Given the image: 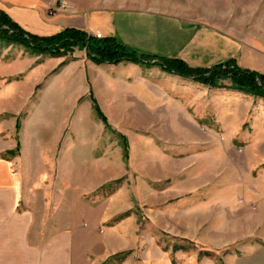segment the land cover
Here are the masks:
<instances>
[{
	"label": "crops",
	"instance_id": "obj_1",
	"mask_svg": "<svg viewBox=\"0 0 264 264\" xmlns=\"http://www.w3.org/2000/svg\"><path fill=\"white\" fill-rule=\"evenodd\" d=\"M56 1L0 0V9L24 29L38 35H52L67 27H76L92 35L113 37L132 51L182 59L196 68H210L233 60L242 68L264 74V38L256 35L242 37L204 22L132 8H78L75 12L48 15V6ZM14 46L17 45L0 40V53ZM1 59L0 55V77L28 71L30 79L35 71L40 74L31 80L36 82L56 72L52 71L54 64L44 71L45 64L66 60L63 69L75 72L78 85L72 107L51 108V115H55L51 120L56 124L57 137L63 146L56 157V172L34 170V162L23 154V148L22 155L14 154L12 151L18 142L12 133L16 123L13 119L0 122V264H103L109 260L108 264H114L117 258L119 264H174L156 244L157 236L139 234L138 225L131 224L133 220L128 217L114 222V216L119 217L128 209L122 188L118 186L113 191L115 176L112 162L106 158V149L100 162H96V156L92 158L93 148L100 144L106 147L111 138L103 136L104 128L96 125L93 118L83 119L76 113L70 125V117L78 99L89 90L85 83L87 75L100 104L110 109L107 113L140 116L137 121L141 122L145 121L143 115L149 114L190 115L188 99L216 97L223 101L226 92L166 72L156 64L145 66L131 61L97 64L82 51L71 57L28 56L20 69L13 72V67ZM13 88V84L0 87V115L15 113L18 108H13L12 100H20L23 107L19 112L26 111L23 125L26 130L28 125L35 124L43 92ZM230 93L249 96L238 91ZM203 109L199 104L196 111L201 113ZM193 121L194 118L186 117L183 121L166 122L168 129L175 124L179 129L188 128ZM20 140L25 146L21 134ZM168 170L160 162L150 176L169 178ZM99 189H109V193L94 196ZM224 211L221 208L220 216L224 217ZM206 213L201 214L196 227L221 228L216 241L207 242L219 245L244 239L238 230L232 229L235 227L232 218L215 225L219 214L211 217ZM225 227H228L227 233ZM231 257L230 264H238ZM240 264H264V248L249 252Z\"/></svg>",
	"mask_w": 264,
	"mask_h": 264
},
{
	"label": "rangeland",
	"instance_id": "obj_2",
	"mask_svg": "<svg viewBox=\"0 0 264 264\" xmlns=\"http://www.w3.org/2000/svg\"><path fill=\"white\" fill-rule=\"evenodd\" d=\"M59 1L48 6V15L75 12L78 8L151 10L204 22L242 37L264 38V0H65L75 8L57 11ZM10 48L0 55L5 64L13 67L12 72L19 70L28 56L71 57L82 51L90 59L88 51L79 47L65 55L36 53L18 45ZM65 62L45 64L44 71L54 64L52 71L56 72L39 82L31 80L40 74L35 71L30 79L27 78L28 71L0 77V87L13 84L16 91L43 92L35 124L28 125L26 130L23 126L26 111L19 112L23 107L20 100H12L13 108H18V112L0 115L1 123L12 119L16 123L12 135L18 143L12 152L22 155L23 148V154L33 160L34 170H57L55 161L63 146L57 137L56 124L51 120L55 118L51 108L72 107L78 85L75 72L63 69ZM85 83L89 90L74 105L69 123L71 125L76 113H80L83 119L93 118L96 125L104 128L103 136L111 138L106 147L100 144L93 148L92 158L96 156V162H100L106 149L105 155L112 162L115 176L111 185L113 191L118 186L122 188L128 209L121 216H114V222L128 217L133 220L131 224L138 225L139 234L157 236L156 244L174 264H230L231 256L240 264L249 252L264 248V99L253 95L238 97L230 93L232 90H221L226 92L223 101L216 97L188 99L190 115L149 114L143 115L145 121L141 122L137 121L140 116L107 113L110 109L100 104L88 75ZM96 103L107 123L98 114ZM199 104L204 107L201 113L196 111ZM186 117L195 119L188 128L186 124V128L178 129L176 124L172 130L167 128L166 121L175 123ZM20 134L25 138V146L21 145ZM176 142L187 145H175ZM41 159L47 163H42ZM160 162L169 169V178L150 176ZM105 193H109V189H99L94 196ZM223 207L224 217L223 214L220 216ZM205 212L211 217L219 214L215 225L232 218L235 222L232 229L238 230L244 239L219 245L207 242L216 241L221 228L196 227ZM170 224L175 225L174 229ZM119 261V258L115 259L114 264Z\"/></svg>",
	"mask_w": 264,
	"mask_h": 264
},
{
	"label": "trees",
	"instance_id": "obj_3",
	"mask_svg": "<svg viewBox=\"0 0 264 264\" xmlns=\"http://www.w3.org/2000/svg\"><path fill=\"white\" fill-rule=\"evenodd\" d=\"M0 40L27 47L36 53L65 55L81 48L88 51L95 63H119L133 61L147 66L159 65L164 71L189 78L217 90H232L264 99V74L238 66L229 60L210 68H196L178 58L158 57L130 50L113 37H97L77 28H66L53 36L31 33L0 9ZM225 81H230L226 84ZM98 114L107 123V118L96 103Z\"/></svg>",
	"mask_w": 264,
	"mask_h": 264
},
{
	"label": "built area",
	"instance_id": "obj_4",
	"mask_svg": "<svg viewBox=\"0 0 264 264\" xmlns=\"http://www.w3.org/2000/svg\"><path fill=\"white\" fill-rule=\"evenodd\" d=\"M58 6L55 8L57 11L62 9H70L73 10L75 8V5L69 2H66L65 0H60L57 4Z\"/></svg>",
	"mask_w": 264,
	"mask_h": 264
}]
</instances>
